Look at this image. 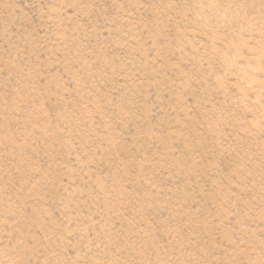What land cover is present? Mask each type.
<instances>
[{
    "label": "rangeland",
    "instance_id": "1",
    "mask_svg": "<svg viewBox=\"0 0 264 264\" xmlns=\"http://www.w3.org/2000/svg\"><path fill=\"white\" fill-rule=\"evenodd\" d=\"M0 264H264V0H0Z\"/></svg>",
    "mask_w": 264,
    "mask_h": 264
}]
</instances>
